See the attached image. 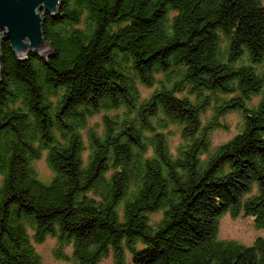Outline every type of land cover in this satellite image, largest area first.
Segmentation results:
<instances>
[{
  "label": "trees",
  "instance_id": "16d2710c",
  "mask_svg": "<svg viewBox=\"0 0 264 264\" xmlns=\"http://www.w3.org/2000/svg\"><path fill=\"white\" fill-rule=\"evenodd\" d=\"M42 29L49 56L0 41V264L48 236L67 264H264L219 237L264 230V0H62Z\"/></svg>",
  "mask_w": 264,
  "mask_h": 264
},
{
  "label": "rangeland",
  "instance_id": "374dc122",
  "mask_svg": "<svg viewBox=\"0 0 264 264\" xmlns=\"http://www.w3.org/2000/svg\"><path fill=\"white\" fill-rule=\"evenodd\" d=\"M149 91L150 90L146 89L145 93H149ZM255 101H258V99ZM210 115L211 112H209L206 117H210ZM100 121L101 115H97L90 120V124L92 125L94 122L100 123ZM221 121L224 123L225 127L216 128L211 132L213 146H217L231 139L240 130L243 123L241 114L238 112L225 114ZM180 141L181 137L179 132L171 136V149L175 150ZM85 154H87V152H85ZM34 165L39 177L44 181H50L53 174L46 162L45 155L35 161ZM159 217L160 214L152 215L153 219H158ZM259 236L264 237V230L255 227L254 218L252 217H245L244 215L234 217L231 214H225L220 221L219 237L221 239L238 240L244 244L250 245ZM56 244V239L49 236L42 242H34V246L40 254L43 264H67L55 256L54 249ZM103 264H113V261L111 258H108L103 261Z\"/></svg>",
  "mask_w": 264,
  "mask_h": 264
},
{
  "label": "water",
  "instance_id": "95a60500",
  "mask_svg": "<svg viewBox=\"0 0 264 264\" xmlns=\"http://www.w3.org/2000/svg\"><path fill=\"white\" fill-rule=\"evenodd\" d=\"M62 0H0V41L7 40L19 58L36 51L49 56L52 48L44 37L45 15H55ZM0 60V79L2 76Z\"/></svg>",
  "mask_w": 264,
  "mask_h": 264
}]
</instances>
